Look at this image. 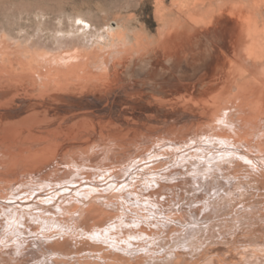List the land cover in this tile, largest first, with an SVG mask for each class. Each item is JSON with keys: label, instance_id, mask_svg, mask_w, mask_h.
I'll return each instance as SVG.
<instances>
[{"label": "bare ground", "instance_id": "6f19581e", "mask_svg": "<svg viewBox=\"0 0 264 264\" xmlns=\"http://www.w3.org/2000/svg\"><path fill=\"white\" fill-rule=\"evenodd\" d=\"M170 4L156 37L82 14L0 30V264H251L239 249L264 246V0ZM222 49L226 97L174 94Z\"/></svg>", "mask_w": 264, "mask_h": 264}, {"label": "rangeland", "instance_id": "374dc122", "mask_svg": "<svg viewBox=\"0 0 264 264\" xmlns=\"http://www.w3.org/2000/svg\"><path fill=\"white\" fill-rule=\"evenodd\" d=\"M173 1L174 0H0V30L2 31V28H3V30H6V31L8 30L7 32H11L12 34H16L19 27L22 26L28 31V33H30V34H31V32L34 33L35 20H36L35 15L37 13L40 14L41 19L43 20L42 22H44L43 24H46V25H44V27L54 28V27H56V25H59L58 22L59 21L61 22V20H62L60 26H62L63 28H67L69 23L67 24L66 22L68 19L70 21L71 17H73L74 15L82 14L86 18L90 19L91 22H93L97 25H102V24L105 25V23L112 22L114 20H118V21L121 20L122 21V22L120 21L121 23H123L125 21V23H123V24L126 25L127 27H129V29H131L132 31L140 30L144 33H147L149 35V37H151V36L156 37L158 32L161 29V25H160L161 23L158 20V17L156 14V9L160 4H163V5L168 7L169 5H171L170 3H172ZM126 21H128V22H126ZM66 24H67V26H66ZM128 25H130V26H128ZM36 36L38 37V35H36ZM40 38L42 39V40L40 39L41 41H44L46 43L49 42L48 37H46L45 34H42ZM231 50H228V52H227L226 50L222 49V51H224L223 52L224 56L221 57L217 61V63L214 64L213 69L209 70V73L207 72V73H204L202 75L203 78H201L200 81H199L198 77L194 78L195 76L193 75V71L186 72L185 74L191 75V78H190V75H188L189 78L187 80L189 83L187 82V80L185 81L188 85L187 89L183 90V92H182V90H180V91L178 90L179 93L176 91V93H174V94L175 95H177V94L178 95L179 94L186 95L187 94V96H188L187 98H191L192 101H195V100L196 101L197 100L205 101L206 100L210 103L213 102V100H215V99L221 100L222 97L223 98L226 97L227 94H223V93H225L224 91L228 87L231 88L230 81L232 80L231 72H230V69L232 68V62L230 61L231 56H232ZM226 55L227 56L229 55L228 59H227ZM160 56L162 57V59L160 58ZM157 57H158V59H160V64L165 65L168 68V70H170L169 62L165 61L162 55H157ZM219 61L222 64H220ZM218 64H220V65H218ZM216 65H217L218 70H217V68H215ZM135 67H137V65ZM223 68L225 71L223 70ZM220 70L223 73H221ZM216 73L218 75H216ZM175 74H177V72ZM194 79H195V81H194ZM217 80L219 82H217ZM209 81H210V83L213 81L211 85H210ZM214 82H215V84H214ZM196 83H197V86H195ZM198 83H202L201 85H203V87L199 86ZM198 86L201 88H198ZM208 88H211V89L208 90ZM194 89H197L198 91L196 92V90H194ZM202 89H204V90H202ZM193 91H194V93H193ZM215 91H216V93H214ZM220 91H222L223 93ZM198 93H200V94H198ZM220 93H222V94H220ZM197 95H200L202 100H201L200 96H198L196 98ZM193 97H195V98H193ZM168 112L165 111V112L159 113V112L151 111V113L146 112V115H149V116L152 115L153 117L155 116V118H157V119L159 118L158 119L159 121L165 120V122L157 123V125L159 124L158 125L159 129H166L169 127V125L175 124L176 122H177L176 125H178L177 127H179V128H182V124H184L183 127H186V123L188 122L187 126H188V124H190V125L187 127V129H189V127L192 125L191 128L189 129L190 131L195 126L194 125L195 123L194 124L189 123L191 121L180 119L178 117L179 115L177 112H173L174 113L173 116H172L173 113H171V115H168V114H170ZM154 113L157 116L154 115ZM175 117H176V119H175ZM163 118H164V120H163ZM172 118H174L175 120ZM14 119H16V118H14ZM169 119H171V120H169ZM159 143H160V145H156L155 148L161 149V148H164L163 146L166 145L164 142L161 143L159 141ZM132 169H135V168L132 167ZM125 176L127 177L128 174ZM119 190H121V188H118V190L115 189V191H114L115 194L118 195ZM121 192L124 193V195L127 194L126 191H121ZM114 204H115V202H114ZM239 250H242L241 251L242 257L244 255H247L246 258H243V259L241 258L240 259L241 261H245L246 259H249V260H253L251 262V264L252 263L256 264V263H260L259 260L256 259V257L257 258L260 257L261 259H264V255H263L264 254V246L263 247L251 246V247H245V248L243 247V248H240ZM248 250H249V252H248ZM254 250H257V251H254ZM221 264H227V261L222 260Z\"/></svg>", "mask_w": 264, "mask_h": 264}, {"label": "snow or ice", "instance_id": "6c2138e0", "mask_svg": "<svg viewBox=\"0 0 264 264\" xmlns=\"http://www.w3.org/2000/svg\"><path fill=\"white\" fill-rule=\"evenodd\" d=\"M76 23L77 24H83L85 28L89 27V25L86 22L81 21V20H77ZM161 199H163V197H161Z\"/></svg>", "mask_w": 264, "mask_h": 264}]
</instances>
